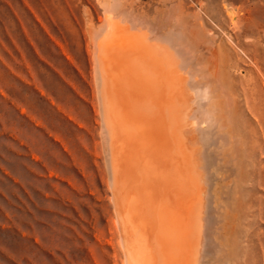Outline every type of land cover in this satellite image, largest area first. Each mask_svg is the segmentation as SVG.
Listing matches in <instances>:
<instances>
[{
    "label": "bare ground",
    "instance_id": "bare-ground-1",
    "mask_svg": "<svg viewBox=\"0 0 264 264\" xmlns=\"http://www.w3.org/2000/svg\"><path fill=\"white\" fill-rule=\"evenodd\" d=\"M97 1L103 34L72 0L37 12L41 252L49 264H264L257 49L234 58L191 27L164 43Z\"/></svg>",
    "mask_w": 264,
    "mask_h": 264
},
{
    "label": "rangeland",
    "instance_id": "rangeland-1",
    "mask_svg": "<svg viewBox=\"0 0 264 264\" xmlns=\"http://www.w3.org/2000/svg\"><path fill=\"white\" fill-rule=\"evenodd\" d=\"M54 1L37 0V12L54 10L65 0ZM107 2L116 17L153 38L186 35L193 28L200 38L221 41L234 58L246 59L242 44L254 46L264 64V0ZM72 3L78 13L89 8L94 28L105 32L102 4ZM47 255L37 240L36 0H0V264H49Z\"/></svg>",
    "mask_w": 264,
    "mask_h": 264
},
{
    "label": "crops",
    "instance_id": "crops-1",
    "mask_svg": "<svg viewBox=\"0 0 264 264\" xmlns=\"http://www.w3.org/2000/svg\"><path fill=\"white\" fill-rule=\"evenodd\" d=\"M36 174H37V0H36Z\"/></svg>",
    "mask_w": 264,
    "mask_h": 264
}]
</instances>
